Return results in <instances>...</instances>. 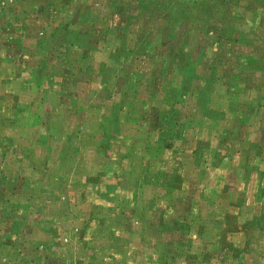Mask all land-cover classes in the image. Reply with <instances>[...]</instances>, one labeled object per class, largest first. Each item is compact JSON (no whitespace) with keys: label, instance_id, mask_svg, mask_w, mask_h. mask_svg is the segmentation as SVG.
<instances>
[{"label":"rangeland","instance_id":"374dc122","mask_svg":"<svg viewBox=\"0 0 264 264\" xmlns=\"http://www.w3.org/2000/svg\"><path fill=\"white\" fill-rule=\"evenodd\" d=\"M13 1L0 264H264V0Z\"/></svg>","mask_w":264,"mask_h":264},{"label":"crops","instance_id":"0c3cea01","mask_svg":"<svg viewBox=\"0 0 264 264\" xmlns=\"http://www.w3.org/2000/svg\"><path fill=\"white\" fill-rule=\"evenodd\" d=\"M13 4L14 1L7 4L6 7L3 9V11L0 12V41H5L7 39L17 40L18 37L17 29L19 28V23L8 15V10L12 7ZM2 27H3V31H1ZM6 28H7V32H6Z\"/></svg>","mask_w":264,"mask_h":264},{"label":"built area","instance_id":"2783aa9c","mask_svg":"<svg viewBox=\"0 0 264 264\" xmlns=\"http://www.w3.org/2000/svg\"><path fill=\"white\" fill-rule=\"evenodd\" d=\"M8 2H9V0L8 1L1 0L0 1V10L4 9Z\"/></svg>","mask_w":264,"mask_h":264}]
</instances>
